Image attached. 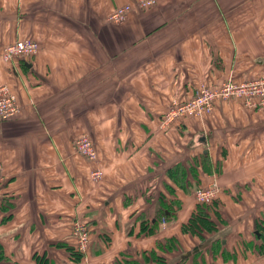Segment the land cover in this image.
Wrapping results in <instances>:
<instances>
[{
  "label": "crops",
  "instance_id": "0c3cea01",
  "mask_svg": "<svg viewBox=\"0 0 264 264\" xmlns=\"http://www.w3.org/2000/svg\"><path fill=\"white\" fill-rule=\"evenodd\" d=\"M133 1L0 0V83L20 104L18 115L0 121V203L11 204L0 210V264H39L35 254L51 264H264L255 248L264 217L260 111L224 102L218 120L162 121L172 100L201 82L264 71V0H157L144 8ZM127 3L134 6L124 20L110 19ZM26 37L39 42L38 53L4 61L3 49ZM183 128L188 141L179 138ZM82 131L94 139L98 161L75 151ZM195 159L197 177L188 169ZM178 162L187 182L172 194L165 181ZM95 166L104 171L99 181ZM213 184L218 226L204 242L182 225L198 186ZM160 194L179 197L182 208L145 234L138 216L153 222ZM78 223L91 228L84 250ZM171 237L179 251L173 241L158 248ZM152 249L163 261L146 260Z\"/></svg>",
  "mask_w": 264,
  "mask_h": 264
},
{
  "label": "built area",
  "instance_id": "2783aa9c",
  "mask_svg": "<svg viewBox=\"0 0 264 264\" xmlns=\"http://www.w3.org/2000/svg\"><path fill=\"white\" fill-rule=\"evenodd\" d=\"M157 0H134L133 3L135 6L138 7H148L152 6L156 3ZM131 3L123 4L121 6L116 7L110 14V19L113 21L120 22L124 20L129 11L133 8L134 6ZM39 50V44L38 42L30 37L26 38H21L18 39L10 44H8L2 51V56L6 60L14 61L15 59L19 58H27L31 55H34L37 53ZM261 77V76H260ZM263 79L259 78L257 80H246V83L243 82H233V81H227L223 83V93L225 95H231V94H249V95H255L256 92L261 93V96L264 98V75L262 76ZM249 92V93H248ZM209 95L208 91L204 88L200 89L196 95H201L203 96ZM204 97H199L195 99V97L189 101H186L182 103L184 106H182L179 110V114H183L186 111V108L191 104L190 102L193 101L192 106L193 109H190L189 111L193 112L198 110L199 112H202L203 108L207 107V109H210L209 107V102L206 101V98ZM195 99V100H194ZM264 104V100L262 101ZM177 101L174 100L171 104V110H174L177 108ZM189 109V108H187ZM20 113V104L18 101V96L15 93V91L12 89V87L6 83L0 84V121L8 120ZM176 113V114H178ZM173 120V114L172 111L170 114L167 116L166 121H172ZM84 146H80L79 150L82 152H86V149L88 146L92 144V142L89 139H84ZM78 144V141H77ZM91 147V146H90ZM85 154V153H84ZM87 155V154H86ZM88 158L91 160H96L95 153L92 151V153L89 152V155H87ZM2 170V165L0 164V173ZM99 171L101 172V169H96L93 170L91 173L92 178L95 181H99V175H95L94 172ZM102 173V172H101ZM103 175H101V178ZM216 191H217V185L213 184L210 186H207L206 188H198L195 190L196 194V199L198 202H209L211 201L215 196H216ZM165 222V220H164ZM75 235L78 238V247L80 250H84L88 247L90 243V237L89 233L87 230V227L83 223H78L75 224Z\"/></svg>",
  "mask_w": 264,
  "mask_h": 264
},
{
  "label": "trees",
  "instance_id": "16d2710c",
  "mask_svg": "<svg viewBox=\"0 0 264 264\" xmlns=\"http://www.w3.org/2000/svg\"><path fill=\"white\" fill-rule=\"evenodd\" d=\"M242 78L243 77H239V80ZM196 161L198 160L195 159V162L193 164H189L188 166L189 172L192 173L193 176L195 177L198 176L197 171H199L197 167L198 164ZM167 172H168L169 180L171 182L167 181L166 179L167 182L165 181V185L170 193L174 194L173 192L174 187H175L173 186L174 184H177V186L181 188L185 187L186 182H187V171L183 164L178 162L172 165L168 169ZM199 187H205V186L199 185L198 188ZM182 204L183 202L179 197H171L170 200H167L164 197L162 198V194H160L159 206L157 208L156 216L154 217L155 219L153 220V222H150L145 217L144 214L138 216V219L140 221V226H141V232H144L145 234H149V233H154L155 231L160 230L162 227L161 225L162 221L164 220L165 222L172 221L177 217V212L182 208ZM216 204H217L216 197H214L209 202H198L194 206L191 213L189 214L188 219L183 223L182 225L183 231L192 233V234H197L201 237V240L205 242L206 241L205 235H204L205 232L216 230L218 226V221L216 220L217 218L215 219L212 216L213 212L219 213V211L215 209V207L217 206ZM10 206L11 204L9 205L8 203H0V210L9 211ZM10 217H11V214L6 215L5 220L10 219ZM86 227H87L89 237H90V242H91V228L90 227L88 228L87 225ZM255 233L257 236V243L255 245V248L258 251V253L264 254V217L259 218L257 220ZM170 241H173L175 248L179 251L180 250L179 242L173 237L168 238L165 241L158 243V248L162 249L164 245L167 248H170V249L173 248V246L170 244ZM163 242L165 243L163 244ZM246 245H248V243ZM150 251L151 253L147 255L146 260H148V256H151V258H153L154 260L163 261V258H164L163 255L157 254L155 249H152ZM214 251L216 252V250ZM193 252L195 251L193 250L192 254ZM71 253L75 260H80L82 257V253L79 252L78 250L74 251V248L73 250H71ZM35 258L37 259L39 264H51V260L49 259V257L45 255L39 256L38 254H35ZM225 258H227L226 255H225ZM5 259H6V256L4 253V248H3V245L0 244V262ZM123 262L124 261L120 259L115 264H124ZM127 264H141V263L137 260L131 259L130 261H127Z\"/></svg>",
  "mask_w": 264,
  "mask_h": 264
},
{
  "label": "rangeland",
  "instance_id": "374dc122",
  "mask_svg": "<svg viewBox=\"0 0 264 264\" xmlns=\"http://www.w3.org/2000/svg\"><path fill=\"white\" fill-rule=\"evenodd\" d=\"M38 44H39V42H38ZM39 49H40V44H39ZM37 53H35L34 55H31L29 57L31 58V57L35 56ZM1 57H2V59L4 61L11 62V63L13 62V61H10V60H6L2 56V54H1ZM29 57H27V58H29ZM21 59L22 58H19L17 60H21ZM15 61H16V59H15ZM263 75H264V71L260 70L256 74L249 75L248 77H246V75H244L243 78L240 79V80H239V77L238 78H234L233 77L234 79L233 78H228V79L224 80L222 83H220L218 85H216L215 83H207V82H203L202 83L201 82L200 84L194 86L190 96H187L186 98H183V97H181L183 95H180L179 96L180 98H174L172 100V102L174 100L177 101V104H178L177 108L174 109V110H171L169 108L168 112H166L164 114V116L162 117V121H165L167 119V116L170 114L171 111H172V114H173V120L169 124L166 125L167 127H169L170 124H173L177 120H182L183 117H184V119H186V117H187L189 119L198 118V119H201V120H205V119H208V118H211V117H214L215 115H217L216 117H217V120H218L219 119L218 118L219 112L217 114L218 106H220L219 105L220 103L222 104L224 102L226 104L227 103H232V102H239V103H241L242 106L243 105L247 106L248 108L253 109L254 111H260V113L262 115V118L264 119V104L262 103L264 98L261 96V93L256 92L255 95H252V96L249 95V94L240 95V94H236V93L235 94H231V95H225L223 93V91H222L223 86H224L223 83H225L227 81H233V82H236V83H239V82L246 83L245 82L246 80H251L252 81V80H257L259 78L263 79V77H262ZM3 83H6V82H1L0 84H3ZM6 84L9 85V83H6ZM202 88L206 89L208 91L209 95H207V96H205L206 94H204L203 96L196 95V93ZM204 96L206 98V101L209 102L208 105H209L210 109H207V107H205V108H203L202 112H199L198 110L191 112V111H189L190 109H193V106H192L193 101H191L190 102L191 104L187 107L189 109L186 108V111L183 114H179L178 113V110L182 106L186 105L188 102L186 104H184V105L182 103H184L186 101H189V100L193 99L194 97H195V99H197L199 97H204ZM172 102H171V104H172ZM103 113L104 112H101L100 114L97 115L98 120H100V115H102ZM176 113H178V114H176ZM106 116H107V114H104L102 117H106ZM213 121L215 122V120H213ZM178 124H181V122H179ZM249 134H251V129L248 126L247 128L246 127L244 128L243 135L248 136ZM252 134H253V132H252ZM254 134H255V130H254ZM195 135H201V133H196ZM83 137H85L84 139H89L92 142V144L90 145L91 147L88 146L87 149H86V152H82V151L79 150L80 146H84L85 145L84 144L85 140H83ZM179 138L180 139L182 138V139H185L186 141H188V138L185 137V128H183L182 131L179 132ZM77 141H78V144H77ZM73 146H74V149H75L76 152L80 153L84 158H87L88 160H90V158H88L87 155H89V152L92 153V151H94V153L96 155V157H95L96 160H94V161H98L99 160V154H98V151H97L98 150L97 145L95 144L94 139L88 133L82 131L79 135H77L75 137V139L73 140ZM96 169H101V168L99 166H95L94 168H92V171L96 170ZM101 172H99V171L94 172L95 175H99V180L102 179L101 175H104V171H101ZM91 177H92V175H91ZM206 187L207 186L199 187V188H206Z\"/></svg>",
  "mask_w": 264,
  "mask_h": 264
}]
</instances>
